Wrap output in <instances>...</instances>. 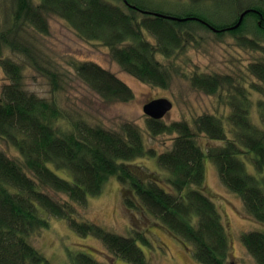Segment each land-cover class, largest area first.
<instances>
[{
  "label": "trees",
  "instance_id": "trees-1",
  "mask_svg": "<svg viewBox=\"0 0 264 264\" xmlns=\"http://www.w3.org/2000/svg\"><path fill=\"white\" fill-rule=\"evenodd\" d=\"M121 1L0 0V137L18 151L11 156L0 144V264H53L31 239L50 227L53 218L68 220L80 235L97 237L128 264H154L139 243L153 244L146 232L126 235L77 218L78 207L102 194L114 177L123 184L127 208L143 211L186 247L191 245L197 262L234 264L232 238L206 190L208 160L216 164L223 184L243 200L246 212L264 225V177L249 172L245 160L250 157L255 169L264 170V98L251 97L253 90L264 95V0H177L189 6L185 13L149 6L159 0ZM246 9L256 12L234 27ZM224 10L227 20L216 19ZM48 15L65 19L81 38L107 45L123 70L153 86L167 88L172 71L180 69L175 58L201 47L206 33L218 40L230 35L236 45L262 57L253 56L243 73L195 70L193 86L218 94L230 110L170 124L148 116L152 134H177L171 149L156 153L147 148L137 124L125 122L119 131L91 125L85 118L69 117L58 100L25 87V67L31 66L49 77L55 90L60 88L59 73L29 36L30 30L49 33ZM73 65L79 78L105 100L135 97L124 80L99 63ZM254 107L260 121L252 117ZM199 134L220 143L204 148ZM144 156H157L162 171L153 175L132 162ZM241 240L257 264H264V228L242 232ZM70 256L72 264H104L92 251Z\"/></svg>",
  "mask_w": 264,
  "mask_h": 264
},
{
  "label": "rangeland",
  "instance_id": "rangeland-1",
  "mask_svg": "<svg viewBox=\"0 0 264 264\" xmlns=\"http://www.w3.org/2000/svg\"><path fill=\"white\" fill-rule=\"evenodd\" d=\"M112 1L120 5L122 3L121 0ZM249 2L250 0H242L244 4ZM149 6L175 13H185L190 9L177 0H159ZM224 12L225 10L215 18L227 20L223 15ZM48 21L50 24L48 34L39 35L30 30L29 36L36 40L40 53L50 60L52 69L59 73L57 82L60 88L55 90L50 78L31 66L25 67V87L42 97L58 100L69 117L85 118L91 125L98 123L119 131L120 126L125 122L137 124L144 131L147 148L156 153H164L171 149L177 134L169 132L152 134L147 128L148 115L144 111L146 103L160 97L169 98L174 105L162 119L167 124L179 120L192 122L195 117L204 113H220L225 110L228 112L230 107L218 94H207L197 89L191 83L190 76L195 70L243 73L242 68L255 58L253 56L262 57L260 52H252L236 45L235 39L230 35L218 40L211 33H206L208 38L201 47H191L186 53L179 54L175 58L176 66L180 65V69L172 71L171 83L164 88L145 83L123 70L112 58L107 45L100 41L81 38L65 19L57 15H48ZM85 61L97 62L114 72L132 88L135 97L127 102L102 98L83 82L76 72L73 64ZM164 62L170 66L167 59H164ZM248 80L255 81L252 77ZM252 92L253 101L264 98L262 93L254 90ZM252 117L255 121L261 119L255 107L252 110ZM197 138L204 148L220 143L205 134H199ZM0 144L11 156L18 155V151L1 137ZM246 158L248 171L264 177V170L258 171L251 162L252 159ZM132 162L152 171L153 175L162 171L157 156L149 158L144 156ZM56 170L62 175L68 174L63 170L57 168ZM206 170V190L217 203L232 238V255L236 260L234 264H257L243 245L241 234L251 229L264 228V225L249 215L240 196L223 184L217 166L212 160L207 161ZM78 213L77 218L80 220L86 219L126 235L132 230L146 232L153 244L148 247L142 241L139 243L154 264H201L193 258L191 245L187 248L185 242L167 228L154 224V219L143 211L127 208L123 199V184L115 177L107 182L102 194L91 196L87 206H79ZM31 239L53 264H72L70 255L90 251L104 264H128L113 255L97 237L83 236L75 232L66 219H51L50 227L33 235Z\"/></svg>",
  "mask_w": 264,
  "mask_h": 264
},
{
  "label": "water",
  "instance_id": "water-1",
  "mask_svg": "<svg viewBox=\"0 0 264 264\" xmlns=\"http://www.w3.org/2000/svg\"><path fill=\"white\" fill-rule=\"evenodd\" d=\"M124 1L125 3L127 2V0H124ZM251 11H255V10L254 9L244 10L241 13L239 21L234 27H238L242 23L245 15ZM154 15L167 16L169 18L178 19V20H185V18L164 15L160 13H154ZM173 105H174L173 102L169 98L160 97V98L153 99L150 102L146 103L144 106V111L149 117H152L155 119H162L170 110H172Z\"/></svg>",
  "mask_w": 264,
  "mask_h": 264
}]
</instances>
